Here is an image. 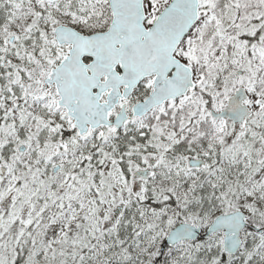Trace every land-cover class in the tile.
I'll use <instances>...</instances> for the list:
<instances>
[{
    "label": "snow or ice",
    "instance_id": "1",
    "mask_svg": "<svg viewBox=\"0 0 264 264\" xmlns=\"http://www.w3.org/2000/svg\"><path fill=\"white\" fill-rule=\"evenodd\" d=\"M0 264H264V0H0Z\"/></svg>",
    "mask_w": 264,
    "mask_h": 264
}]
</instances>
